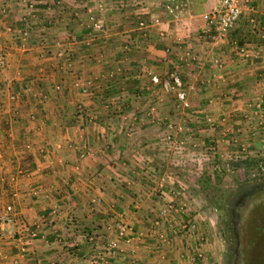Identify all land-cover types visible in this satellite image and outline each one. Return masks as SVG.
Here are the masks:
<instances>
[{
    "label": "crops",
    "instance_id": "1",
    "mask_svg": "<svg viewBox=\"0 0 264 264\" xmlns=\"http://www.w3.org/2000/svg\"><path fill=\"white\" fill-rule=\"evenodd\" d=\"M248 4L257 22L245 11L217 41L221 0H0V211L15 215L0 264H189L200 242L214 264L202 222L159 237L175 187L156 178L164 144L185 161L209 142L264 153V0ZM174 71L184 100L163 86Z\"/></svg>",
    "mask_w": 264,
    "mask_h": 264
},
{
    "label": "rangeland",
    "instance_id": "2",
    "mask_svg": "<svg viewBox=\"0 0 264 264\" xmlns=\"http://www.w3.org/2000/svg\"><path fill=\"white\" fill-rule=\"evenodd\" d=\"M205 148L207 151L201 160L188 161L182 159L184 157L180 155V148L167 147L165 144L161 148V151L165 152L164 156L172 158L164 163L167 165L166 172L155 178L156 181L160 179L162 182L169 179L174 184L175 197L167 203H172L174 209L164 215L161 212L167 208L165 206L158 214H163L162 219L156 217L160 219L159 224L154 223L158 233L168 238L167 232L173 228L180 229L184 221L192 219L198 226L202 222V227L206 228L207 234H202L203 241L215 243L217 247L214 264H234L238 251L241 259L237 262L248 263L246 259L250 257L251 251L255 262L253 264H264V191L252 197L243 211L239 224L241 245L238 251L233 231L234 215L231 214L234 201L244 190L254 185H264V153H255L256 155L250 158H242L245 154H242V157L224 158L218 154L214 155V150H210V142L205 143ZM141 163L144 164L145 170L152 165L147 164L145 160ZM184 216L186 217L179 219ZM175 217L179 221H171ZM165 229L167 232H164ZM198 229L197 227L194 230L195 233L199 232ZM193 232L187 231L188 234ZM200 243L197 246H200Z\"/></svg>",
    "mask_w": 264,
    "mask_h": 264
},
{
    "label": "built area",
    "instance_id": "3",
    "mask_svg": "<svg viewBox=\"0 0 264 264\" xmlns=\"http://www.w3.org/2000/svg\"><path fill=\"white\" fill-rule=\"evenodd\" d=\"M176 0H162L163 5L167 10L172 11V5L174 4ZM249 0H221V8L219 11L215 12L212 16L211 20V27L209 30V36L211 38H214V40L217 41H223L230 31V29L241 19L245 11L250 12L249 20L252 22H257V19L255 17L256 12V6L254 4H248ZM143 24V23H142ZM6 58L5 56L1 57L0 59V70L3 71V69L6 68ZM153 81L160 82V79L157 76L153 77ZM163 86L170 92L177 91V96L180 100L185 99L186 92L183 88V83L181 80L180 75L177 71H174L171 73V77L164 79L162 81ZM11 99H15V94L10 95ZM82 109V108H81ZM79 109V113L82 114L83 110ZM11 206L7 207V210L0 211V234L2 233L4 224H6L8 221L12 220L14 216L11 214ZM174 209V205L172 203H169L167 205V208L163 210L161 213H164V215H168L169 212H171ZM167 212L165 213V211ZM163 215V214H161ZM158 216L162 219V216ZM160 219H156L154 221L155 224H159ZM198 227V223L195 220L188 219L187 221H184L182 224V227H180V230L182 232H193ZM129 227L125 226L124 224H118V233L119 236L125 237L126 233L128 232ZM160 238L166 240V236L159 235ZM117 245V240L112 239L109 240L107 243L108 249H113ZM206 252L204 248L202 247V244L200 246H197L194 250H191L187 257V262L189 264H201V261L205 258ZM92 264H99L98 260H92Z\"/></svg>",
    "mask_w": 264,
    "mask_h": 264
},
{
    "label": "flooded vegetation",
    "instance_id": "4",
    "mask_svg": "<svg viewBox=\"0 0 264 264\" xmlns=\"http://www.w3.org/2000/svg\"><path fill=\"white\" fill-rule=\"evenodd\" d=\"M264 191V185H254L249 189H246L242 192V194L239 196L237 200L234 201V204L231 208V214L234 215V234L236 237V250L238 251L241 245V235H240V230H239V224L241 222L242 216H243V211L245 208H247L250 200L252 197L256 196L258 193H261ZM250 257L246 259L248 263L246 264H253L255 263L253 261V257L251 255V251H249ZM239 255V256H238ZM241 256L239 254V251L237 252V257L236 260H240ZM235 262L234 264H241L239 262Z\"/></svg>",
    "mask_w": 264,
    "mask_h": 264
}]
</instances>
